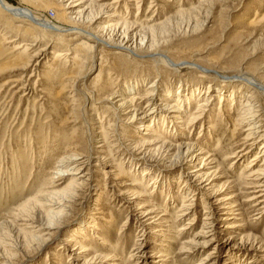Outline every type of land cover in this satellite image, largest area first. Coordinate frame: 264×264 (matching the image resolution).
Listing matches in <instances>:
<instances>
[{"label": "bare ground", "instance_id": "1", "mask_svg": "<svg viewBox=\"0 0 264 264\" xmlns=\"http://www.w3.org/2000/svg\"><path fill=\"white\" fill-rule=\"evenodd\" d=\"M24 1L34 8L33 12L0 0V22L19 24L16 31L25 37L20 41L9 34L6 38L0 26V31L5 32H0V35L4 33L0 36V68H12L10 72L22 75L10 81L13 87L9 88L14 90L13 94L22 95L19 105L39 85L36 80L31 82L32 78L41 79L46 72L55 78L62 77L65 65L84 68L90 60V71L97 67L95 77L104 73L106 80L96 86L94 94L87 90L81 95L84 101L91 102L84 115L99 125L96 128L94 124L95 130L89 129L91 146L78 124L73 125L71 132H63L62 125L72 116L73 110L69 108H65L67 117L58 122L60 126L51 131V135L56 134L51 148L55 154L53 167L49 168L51 175L38 194L15 209L16 221L24 223L13 226L8 220L0 224V264L22 262L14 263L17 255L10 249H17L22 259L39 257L61 235L59 248L53 254L57 264H64L68 246L71 249L66 264H173L168 258L172 247L184 261L210 243L225 251L222 256L226 258L225 264H261L259 260L264 259V254L257 253L264 248V231L258 238L248 230L246 222L253 212L256 214L249 218L251 224L264 219V66L253 72L239 69L237 74L226 76L223 73L229 69L221 67L222 57L216 60L202 57L208 51V43L195 49L192 47L197 40L193 39L184 42L182 48L171 45L172 29L178 24L184 27V34L191 36L210 23L218 24L219 18V26L226 24L222 20V5L226 0H197L188 9L175 6L171 15L155 5L156 10L143 20L138 18L142 0ZM149 4H153L151 0ZM50 8L55 13V23L39 19L40 12ZM130 11L136 12L135 16ZM213 14H217V20ZM244 26L248 36L260 35L264 41V10L256 11ZM7 52L11 54L1 64ZM184 72L192 75V79L180 82L176 89L168 83L164 85L169 76L180 77ZM69 75L66 80L74 77ZM204 81L209 82L205 88ZM161 86L163 93L159 92ZM106 90L108 93L101 101L114 107L115 120L112 117L103 120L98 113L100 108L92 104L93 96ZM81 92L76 90L78 95ZM116 99V103L110 104ZM118 114L124 116L130 130L143 135L120 144L130 131L124 130L128 133L125 134L118 130ZM198 125L201 131L205 127V140L201 144L191 143L190 136ZM213 134L219 137L214 146ZM95 144L100 145L95 147ZM258 144L259 149L246 162ZM116 148L118 151L114 152ZM120 148L123 154L117 161L115 156ZM96 154L101 155L95 158ZM124 154L128 157L126 166ZM228 164L229 168L241 167L237 177L223 176L222 169ZM55 180L63 186L54 187ZM174 180L176 191H172ZM108 184L112 191L110 202H118L126 210L123 223L109 208L106 203L109 201L102 199ZM93 189H97V194L92 197ZM178 199L180 207L174 212L172 207ZM198 202L203 210L202 226L190 240L195 218L180 227L178 223L186 215H196ZM89 204L93 205L92 213L89 207L88 212H81L88 213L87 219L62 234L72 210ZM219 224L223 226L218 231ZM127 225L137 227L138 238L133 241L126 262L120 253L130 239L123 231ZM9 239L16 241L15 247ZM97 245L100 252L94 250ZM60 250L64 253H59ZM252 252L255 254L250 255ZM212 255L214 252L207 254L203 262L210 261Z\"/></svg>", "mask_w": 264, "mask_h": 264}, {"label": "rangeland", "instance_id": "2", "mask_svg": "<svg viewBox=\"0 0 264 264\" xmlns=\"http://www.w3.org/2000/svg\"><path fill=\"white\" fill-rule=\"evenodd\" d=\"M5 1L14 7L27 8L28 10H31V11L32 9L34 10V8L31 7L30 4L25 2L24 0H5ZM196 1L197 0L195 1H191V0H151L153 4L150 5L149 4L150 0H142V2L140 3V7H139L140 9H139L138 18L143 20L145 17H149L153 13V11L156 10V7H153L155 5L156 6L159 5L160 8L164 9L168 15H171L175 11V6L181 5L183 9H188L189 5L191 7L192 4ZM107 2L109 3L111 2V0H108ZM224 2L225 4L222 5V10H224L223 15H222V20H224L226 24H222V26H219L220 19H221L219 18L218 24L210 23L208 24V26H204L200 28L201 30H198L199 32L196 31V34L195 32L194 34L192 33V36L190 33L184 34V27L181 26V24H178L176 26H173L174 27V28L172 27L173 29L171 28L173 30L172 36H171L172 38L171 40L173 41V43L171 41V45L173 47L176 46L174 48H182L184 42L193 39V40H197L196 46L192 47L193 49H195L197 48V46H201V45H202L201 47L204 48L206 47V44L208 43L207 44L208 51H206L205 54H202V57L205 60L207 59L216 60L222 57L220 59V63H223V64H220L222 65L221 67L222 68L224 67V69L225 68L229 69L226 72L227 74L225 72L223 73L226 76L230 74L231 75L237 74L239 69L240 70L250 69L248 71L253 72L256 70V68L260 66L263 67L264 66V41L261 40L260 35L256 37L248 36L247 33L244 31V27H245L244 25H245V22L256 13V11L264 10V0H229V1L226 0ZM149 6H152V7L151 9L148 10ZM130 12H132V16H135L136 12L135 13L133 11H130ZM218 12L219 10H216V13ZM154 15H157V13H154ZM216 16L217 14H213L212 17L215 18ZM39 19L45 20V21L47 20L48 22H52V23L56 22L54 20L55 13L53 12L51 8L48 10L41 11ZM200 23L202 22L200 21ZM0 26H2L1 30H3L4 28V31L6 32V38L9 37V34L10 36L12 34V37L14 36V38L17 37V39H20V41L23 40L21 37L25 38L22 35V33H19V31L18 32L16 31V29L20 27L19 24L10 23V22L7 23L6 21H2L0 22ZM179 27L180 29H182V33ZM4 31H0V32H4ZM4 33H2L1 35H3ZM247 37H249V39ZM10 54L11 52H7L4 54L3 58L5 59L1 61V64L2 62H5L7 58L6 56H9ZM48 59L50 58L48 57ZM88 63L84 65L85 67L82 66L84 68H79L75 66H74L75 68L74 67L72 68V67H68L65 65L66 67L64 66L63 71L61 72V74H64V76L62 77L55 78V77H52L53 74L50 75L48 72H46L44 73L41 79L39 77H34V79L32 78L31 82H35L36 80L39 82V85H37V87L35 88L36 89L35 93H31L29 95L31 97L29 96L23 97V99L28 97L27 98L28 100L27 99H25V101L23 100L20 103V105L18 101L22 95L13 94L15 93L14 90L9 89V88L13 87L12 85H10L12 80L19 78V76L21 77L22 75L19 72H10L12 71V68H9V67H8L9 69L5 68V70L4 69L2 70L0 68V102L2 98H5V100L2 103L3 106L0 108V224L8 220L10 221V223L13 222L12 223L13 226H20L22 223H24V222L16 221V219H18V216H17L18 211H15V209H17V207H19L22 203H24L25 201L33 197L36 193L38 194L41 188L43 187L45 181L47 180V177L51 175L50 171L52 170L49 168L53 167L51 165L55 159L54 157L55 154L53 153L52 149L54 148L53 140L55 139L56 134L51 135L50 133L52 130H56L57 127L60 126L58 122H60L63 118L67 117L65 116L66 115L65 108H69L67 110L69 111L73 110V111H72V116H69L70 119H68V122L64 123V125L65 124L66 125L65 126L62 125V127L64 128L63 132H69V131L71 132V129L74 128L73 125L78 124V127H81L82 130H84L85 136L88 137L86 138L87 143L88 145L91 146L92 135H91L90 130L92 129L95 130L99 125L96 124V122L93 121L89 116L86 117L84 115L86 106L88 105V103H91V102L90 101L88 102V100L84 101L81 95L83 92L87 93V90L92 91L94 94V92L97 89L96 86L99 87V84L102 81L106 80V77L104 73H102L98 77H95L98 69L96 67V68H93L94 71L93 69L90 71V66L92 63L90 60L88 61ZM102 68L103 70H105L104 67ZM31 70L32 68H30V71ZM88 71H89V74H87ZM69 74H71L74 77H72L73 79L71 78L69 80H66L67 78L66 76H68ZM171 76H169V78L166 79L167 82L164 81L163 83L164 85H166L165 83H168L172 85V87L175 89L179 86L180 82H188L189 79H192L191 77L192 75L188 74V72H184L180 74V77L178 76L171 77ZM208 83H209L208 81H204L203 88H205L206 84ZM144 86L142 90L146 88ZM75 89L78 92L79 91L80 92L82 91V92L79 93L78 95ZM107 90L109 91L110 89H107ZM107 90L102 91V92H97L98 94L96 93V95H94L92 98V101L94 102L92 103L93 107L100 108L98 110V113L101 115V118L102 117L104 118L103 120L105 121L110 120L111 117L114 120L117 118V116L113 112L114 107L111 105H108L106 102L101 101L104 98L103 96L104 95L106 96V94L108 93ZM159 92L163 93L162 86L160 87ZM115 101H117V99L114 101H111L110 104L116 103ZM10 104L12 105L10 106ZM217 104L218 102L216 103V109L218 107ZM25 116H26V119H25ZM118 116H120V120L118 122L119 123L118 130L119 131L122 130V132H124L125 134H128V133H126L124 130L130 131L128 135L126 136L124 135L122 137L123 139L121 138L122 143L120 144H123L125 141H127V139L137 140L136 138L141 137V134L143 135V132H139V131L136 132L135 130H130L131 128L129 125H127L128 124L127 121L125 120L123 121L124 116L120 114H118ZM76 118H78V120H76ZM96 119L97 118H95V120ZM94 124L96 128L94 127ZM112 125L114 126L115 124H112ZM199 127L200 126L198 125L196 129L195 128L193 129V132L190 136L191 143L201 144V142L205 140L203 139L204 138L203 131H205V127L202 129V131L200 130ZM199 131H201L200 134H199ZM56 132L58 134V131ZM109 133H110V138H111L112 132H109ZM215 135L216 134H213L214 144L212 146L216 145L215 140L216 141L219 140V137ZM62 136H64V134H62ZM198 137L200 138L197 139ZM110 141H114V139ZM95 143H98V141L96 140ZM100 144H95L94 146L97 147ZM117 146L119 145L117 144ZM259 146L260 144H258L254 148V150L251 152V154L247 156L248 158L246 159V162L247 160L250 159L253 153L257 152V149H259ZM117 148L114 149V152L118 151ZM102 152H105V151H102ZM210 152L211 153L214 152L212 147L210 149ZM122 154H123V149L120 148L119 152L115 156V160L118 159L117 161H119ZM100 155L96 154L94 155V157L96 158ZM123 156H124V161H125L124 166H126V162H127L126 159L128 157H126L125 154ZM242 162H245V161H242ZM159 168L160 167H158V169L156 170L154 169V171H158ZM222 171H223V176L235 178L239 175L241 171V167L239 168L237 165V166L229 168V164H228L226 168L222 169ZM43 173L45 175L41 176ZM150 180L147 182L149 183ZM175 182L176 180H174L173 183ZM59 184H61V182H58L55 180L54 187L59 186L58 188H61L63 186ZM175 184H174V189L172 187V191H176L177 189V183ZM109 185L111 184H108L105 187L106 193H104L102 199L109 201V202H106L107 204H109V208L112 209L117 216H120V221L121 223H123L124 219L126 218V214L124 213L126 212V210L121 209L119 207L118 202H110L111 200L110 196H112V191L110 188L111 186ZM95 188L96 187H94V189ZM94 189L91 191L92 197L97 194V191H96L97 189L95 191ZM190 197H191V192H190V196H188V199ZM202 200H205V199L202 198ZM167 201H169V199H167L166 202ZM158 202H159V197L157 198V203ZM179 203H180V200L178 199L177 202L173 205L172 211L177 212V210H179V207H180L178 206ZM197 204L199 207L196 210L197 212L196 215L194 216L193 213L190 215H186V217H182L180 223H178L180 227L190 222V220H192L193 217L195 218L193 222V226L191 227V230H190V233L192 234L191 236L188 237V239L190 240L194 238V235L200 231L201 226H202L201 220L203 218L202 217L203 210L201 209V203L198 202ZM88 207L90 210L89 212L91 214L92 213L91 211L93 208L92 204H89V206L85 208L84 207L81 208L77 206L76 208L72 210V213L70 214V217H69L70 220H68L69 222L67 224L68 227H66L68 229L66 228L65 230L63 229L64 233L62 232V234H66L67 231L71 230L72 227L82 224L85 221V219H87L86 217L89 216L88 213L84 214L81 212H84L85 210L87 211ZM186 214H188V211L186 212ZM255 214L256 212H253L251 215H255ZM93 216H95L94 218L96 219L99 218L98 215H93ZM250 217L247 218V222H246L249 226L248 230H250L253 235H256L258 238H260L261 234L259 233H262L264 231V219H260L258 222H256V224H251L249 221L253 217L251 218ZM221 226L223 225L222 224L218 225V231L221 230L222 228ZM123 231H125V233H128V236L130 239H129V242L125 250H123V252L120 253L118 249V253H120L121 258L127 262L128 257L130 255V251L132 249L133 241L136 238H138V235H137L138 230H137V227H134L133 225H127ZM61 236L60 238H62ZM60 238L56 239V243H55L56 247L55 245H52L48 250H45V252H43L39 257H33L32 259H28V260L22 259L23 256L19 254L20 252L17 249H10V251L13 254L16 253L15 255H17V257L14 255L15 258H17V259H14V263H18V261L20 262L22 261L23 263L21 262L19 264H57V260L55 258V255L53 254H55V252L59 248L57 246V243L59 244L58 240H61ZM9 240L11 241L10 245L15 247L16 241L14 239L13 240L9 239ZM262 240L264 241L263 237H262ZM214 245H215L214 243H210L206 247L202 249H198L197 253L193 254L189 259L187 260L185 259L184 261H181L182 256L180 254H176L177 249L172 247L171 253L168 254V258H171L170 260L173 261V264L175 263L225 264L226 258L222 257L224 256L225 251L218 250V248L216 246L214 247ZM70 249H71V246H68L65 248L66 254H64V258H63L64 264H66L68 261L67 252ZM94 250L96 252H100L101 248L97 245L94 247ZM49 252L52 253V256L51 254L50 256L48 255ZM58 252L64 253L63 250H60ZM210 252H214V255H212L213 258L209 259L210 261L203 262L202 259H205L207 257V254H209ZM254 254L255 253L253 252L250 253V255H254ZM262 254H264V248L260 251V253H257L258 256H262ZM215 259L216 260L218 259L216 263H214ZM259 261L261 262V264H264V259L259 260ZM138 264H142V263L138 262ZM167 264H172V263H167Z\"/></svg>", "mask_w": 264, "mask_h": 264}]
</instances>
